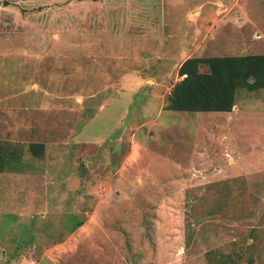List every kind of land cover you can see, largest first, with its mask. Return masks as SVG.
Returning <instances> with one entry per match:
<instances>
[{
  "label": "rangeland",
  "instance_id": "rangeland-1",
  "mask_svg": "<svg viewBox=\"0 0 264 264\" xmlns=\"http://www.w3.org/2000/svg\"><path fill=\"white\" fill-rule=\"evenodd\" d=\"M64 1L0 0V264H264V88L164 109L187 58L264 54V0Z\"/></svg>",
  "mask_w": 264,
  "mask_h": 264
},
{
  "label": "trees",
  "instance_id": "trees-1",
  "mask_svg": "<svg viewBox=\"0 0 264 264\" xmlns=\"http://www.w3.org/2000/svg\"><path fill=\"white\" fill-rule=\"evenodd\" d=\"M80 0H65L64 3ZM206 68V70L204 69ZM183 79L176 82L167 96L165 110L189 112H230L239 90L264 88V54L191 56L179 67ZM44 143H31L30 152L43 154ZM23 147L0 139V172L18 170L23 163ZM80 220L76 227L81 226ZM231 255L212 264H228Z\"/></svg>",
  "mask_w": 264,
  "mask_h": 264
}]
</instances>
